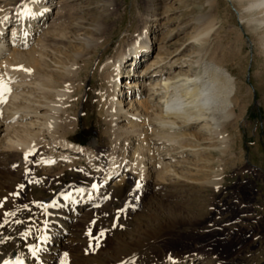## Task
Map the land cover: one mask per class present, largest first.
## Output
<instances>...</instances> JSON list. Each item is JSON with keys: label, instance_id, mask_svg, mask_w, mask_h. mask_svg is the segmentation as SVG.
Masks as SVG:
<instances>
[{"label": "bare ground", "instance_id": "1", "mask_svg": "<svg viewBox=\"0 0 264 264\" xmlns=\"http://www.w3.org/2000/svg\"><path fill=\"white\" fill-rule=\"evenodd\" d=\"M71 1L18 0L12 11L8 8L10 5L7 7L11 12L3 4L9 12L4 8L6 14L0 12V156L16 151L25 163L39 169L54 163L60 168L57 175H62L64 169H74L79 161L87 163L98 176L105 174L97 188L90 181L73 193L62 190L49 199L24 201L22 197H15L21 190L14 182L21 183V180L1 172L0 249L6 243H13L9 244V254L23 258V264H52L62 242L82 226L80 222L88 224L92 219L90 212L111 197L109 185H124L130 175L146 195L170 194L172 191L168 188L173 185H179L182 190L191 187L222 190L228 184H225L226 168L212 170L208 168L209 162L216 159L223 165L225 158L234 156L231 145L240 139L231 130L238 129L243 119L242 87L231 69L224 65L232 61V53L225 54L227 49L223 47V50L218 43V22L203 14L192 19L182 28L186 30L193 25L191 41L171 52L168 45L156 40V32H160L155 29L158 25L150 26L158 21V15L146 13L143 27L126 29V26L121 32L115 56H103L111 44L107 43L92 73V80L96 75L99 80V90L93 98L97 113L92 116H97L99 123L105 125L103 137L110 141L107 152L101 154L95 149L97 143H90L89 147L75 144L73 130L66 127L64 117L61 126L59 121L67 101L73 98L65 86L73 78L75 67L64 64L66 50L63 49L73 48L70 57L74 59L79 54V46L100 47L101 42H95L92 29L86 32L89 27L82 17L72 24L69 34H53L55 20L51 26L47 20L61 10V4L63 9L64 3ZM234 1L242 25L255 35L264 26V0ZM148 2V11L159 6ZM97 30L100 32L102 27ZM256 39L264 51V36ZM61 127L62 138L55 133ZM43 147L49 154L39 152L36 156L34 151H41ZM118 195L123 196L124 191ZM124 207L119 206L116 219L109 225L110 231L116 232L114 244L100 249L95 256L86 252L83 259L75 258L69 264L204 262L201 257L187 255L179 259L165 251L161 244L174 230V219H162L151 226L153 221L149 223L142 217L132 233H117ZM225 215L227 225L241 221L239 217L231 219L228 213ZM260 225L252 226V232H258ZM83 243L86 248L90 245ZM237 255L239 258L241 252ZM8 259H1L0 264Z\"/></svg>", "mask_w": 264, "mask_h": 264}, {"label": "rangeland", "instance_id": "2", "mask_svg": "<svg viewBox=\"0 0 264 264\" xmlns=\"http://www.w3.org/2000/svg\"><path fill=\"white\" fill-rule=\"evenodd\" d=\"M13 1L0 0L2 15L6 14V11L13 10L11 7H14L18 0ZM148 1L159 4L160 7L156 6L148 11L146 10ZM2 4L5 8L10 5L8 8L11 9L7 8L8 11L4 6L2 7ZM64 4H66L65 8L62 9V4L60 6L63 11L59 9V12L56 11L58 14L54 12L47 20L50 26L55 22L52 27L55 32L53 34H69L72 24L82 17L89 27L86 32L90 33L93 30L91 35L95 42H101V45L97 43L100 47L79 46L77 48L79 54L74 59L70 57L73 48L66 46L63 49L66 50L64 64L68 67L73 65L76 67L78 64L77 68L72 67L76 71H72L73 78L69 79L67 81L69 85L65 86L69 91L71 90L72 101L70 99V102L67 101L65 113L63 116L61 114L59 119L60 126L61 118L64 117L66 127L70 131L73 130L75 144L89 147L90 143H97L95 149L101 154L107 152L106 145H110V141L103 137L105 125L99 123L97 116H92L97 113L93 98L99 90V80H96L98 75L92 80V73L107 43L111 44L103 56L105 58L115 56L114 50L121 32L126 26V29H132L137 25L143 27L146 13L158 15V21L151 23L150 26L158 25L155 29H160V32H156V40L159 39V43L168 45L171 52L189 42L191 36L193 37V25L182 30L192 19L203 14L218 22V43L221 44L222 49L223 47L227 49L225 54L227 51L232 53V61L224 65L229 67L241 82L243 96L241 95L242 102H240L244 105V115L238 129L231 130L232 134L240 135L238 143L231 145L233 148L231 153L234 156L227 160L225 158L223 165L216 159L209 162L211 165L208 168L212 170L226 168L225 174L228 175V179L225 184H228L222 190L215 189L217 191L214 192L210 187H205L206 189L191 187L182 190L179 185H173L172 188H168L172 191L170 194L146 195L142 192V188L136 185V178L130 175L124 185L113 186V183L109 185L111 197L104 204H100L101 206H96L91 211L93 214L90 212L92 219L88 224L80 222L82 226L62 242L52 264H69L75 261V258L83 259L86 252L95 256L100 249L111 247L116 232H111L109 225L113 219H116L121 204L125 207L121 209L122 224L120 223L117 233L125 231L132 233L137 228L135 227L138 224L137 220L142 217L149 223L153 221L151 226L159 224L162 219L175 220V226L172 228L174 230L161 244L171 256H179V259L187 255L201 257L204 262L199 264H264V51L257 45L256 39L257 36H264V26L258 28L255 33L257 36L248 31L242 25L240 11L234 0H72ZM100 26L102 30L98 32L97 27L101 28ZM104 30V35L103 33L100 35ZM70 83L73 87H70ZM84 104H87V108ZM55 133L57 137L62 138V127ZM43 148L41 151H34L35 155L49 154L48 149ZM103 164L105 166L107 162ZM59 169L54 163L42 169L32 164L30 166V163L23 161L21 153L16 151L0 156V174L6 172L21 180V183L14 182L21 190L20 194L15 193V197H22L24 201L49 199L62 190L73 193L74 190L89 185L90 181H94L97 188L105 178V174L98 176L83 161H79L74 169H64L62 175H57ZM119 189L124 191L123 196L118 195L122 192L121 190L119 192ZM86 211L87 209L82 213ZM226 213L231 219L239 217L241 221L230 222L231 224L227 225L224 219ZM259 223L261 229L252 232ZM83 242H88L90 247L86 248ZM9 244L6 243L0 249V260L9 258L2 263L8 264L17 260L16 264H23V258L19 260L17 256L13 257L9 254V246L13 243ZM239 252L241 256L238 258Z\"/></svg>", "mask_w": 264, "mask_h": 264}, {"label": "snow or ice", "instance_id": "3", "mask_svg": "<svg viewBox=\"0 0 264 264\" xmlns=\"http://www.w3.org/2000/svg\"><path fill=\"white\" fill-rule=\"evenodd\" d=\"M7 90H8V89L5 88V91H7ZM93 187H95V185H94ZM81 191H83V190L81 189ZM102 234H103V233H102ZM102 234H101V235H102Z\"/></svg>", "mask_w": 264, "mask_h": 264}]
</instances>
